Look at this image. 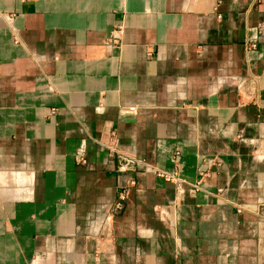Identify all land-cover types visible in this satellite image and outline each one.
<instances>
[{
    "label": "crops",
    "instance_id": "crops-1",
    "mask_svg": "<svg viewBox=\"0 0 264 264\" xmlns=\"http://www.w3.org/2000/svg\"><path fill=\"white\" fill-rule=\"evenodd\" d=\"M262 24L264 0H0V264H264Z\"/></svg>",
    "mask_w": 264,
    "mask_h": 264
},
{
    "label": "built area",
    "instance_id": "built-area-1",
    "mask_svg": "<svg viewBox=\"0 0 264 264\" xmlns=\"http://www.w3.org/2000/svg\"><path fill=\"white\" fill-rule=\"evenodd\" d=\"M5 20L11 24L12 22V17L11 16H4ZM121 27L118 26V28L115 29L116 33H121ZM259 32L262 36H264V24L259 26ZM112 34V36L109 38L107 44L108 46H114L119 44V38L116 36V34ZM253 48L255 47V43L252 42L250 45ZM54 109L50 110V114L54 113ZM118 114L120 117H126V116H131L135 114V108L129 107V108H118ZM110 149V152L115 156V159L117 161V170L119 172H126V171H134L136 167L140 166L143 167L145 170H150L153 173L156 174V176L161 177L165 181H170L175 185V189L178 195H181L184 193L186 190L194 193L195 191L200 189L199 182H194V183H187V181L180 175L179 171L177 168H173L171 170H164L161 168L156 167L155 165H152L148 163L145 160H140L134 157H131L123 152H121L117 147L114 145L108 146ZM75 160L78 164L85 165L87 163L86 155H85V146L82 143L76 153ZM200 177L202 178L203 176L207 175L206 171H200L199 172ZM134 185V180L129 179L126 181L124 185H122L117 192V198L115 202L113 203V206L111 208V212H117L119 211L124 204V201L127 198V194L129 191V188ZM222 188H219L217 190L218 192H221Z\"/></svg>",
    "mask_w": 264,
    "mask_h": 264
}]
</instances>
